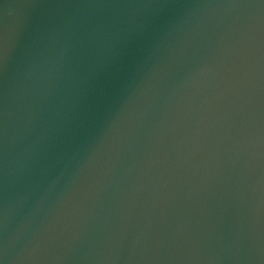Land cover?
<instances>
[{
	"label": "water",
	"instance_id": "water-1",
	"mask_svg": "<svg viewBox=\"0 0 264 264\" xmlns=\"http://www.w3.org/2000/svg\"><path fill=\"white\" fill-rule=\"evenodd\" d=\"M0 264H264V0H0Z\"/></svg>",
	"mask_w": 264,
	"mask_h": 264
}]
</instances>
